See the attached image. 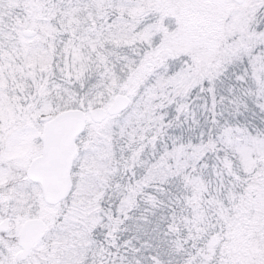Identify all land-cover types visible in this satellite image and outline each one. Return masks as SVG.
<instances>
[{"label": "snow or ice", "instance_id": "snow-or-ice-1", "mask_svg": "<svg viewBox=\"0 0 264 264\" xmlns=\"http://www.w3.org/2000/svg\"><path fill=\"white\" fill-rule=\"evenodd\" d=\"M0 264H264V0H0Z\"/></svg>", "mask_w": 264, "mask_h": 264}]
</instances>
